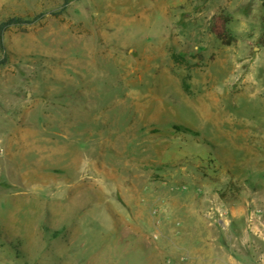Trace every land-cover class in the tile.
I'll return each mask as SVG.
<instances>
[{"label":"rangeland","instance_id":"rangeland-1","mask_svg":"<svg viewBox=\"0 0 264 264\" xmlns=\"http://www.w3.org/2000/svg\"><path fill=\"white\" fill-rule=\"evenodd\" d=\"M65 1L0 0V264H264V0Z\"/></svg>","mask_w":264,"mask_h":264},{"label":"trees","instance_id":"trees-1","mask_svg":"<svg viewBox=\"0 0 264 264\" xmlns=\"http://www.w3.org/2000/svg\"><path fill=\"white\" fill-rule=\"evenodd\" d=\"M68 0L65 1L63 7H62V10L58 13H61L65 7L67 6L68 4ZM57 14V13H55ZM42 14H39V15H36L34 16L33 18L31 19H26V18H23V17H20V16H12V17H9L5 20H3L1 23H0V48H2V50H5V47H4V42H3V35H4V32L11 26L13 25H17V24H24V23H31L33 21H35L38 17H40ZM6 62L5 58H3L2 60H0V65H3L4 63ZM179 130H182V131H185L187 133H193V134H197L196 132H194V130L190 129V128H178Z\"/></svg>","mask_w":264,"mask_h":264},{"label":"crops","instance_id":"crops-1","mask_svg":"<svg viewBox=\"0 0 264 264\" xmlns=\"http://www.w3.org/2000/svg\"><path fill=\"white\" fill-rule=\"evenodd\" d=\"M132 245V251H134V244H135V240L133 239V240H131L130 242H128V245ZM3 248V246H1L0 245V249H2ZM1 251V250H0ZM1 253L3 254V256H0V259H1V261L3 262V263H8L9 262V259L10 258H8L6 255H5V253L3 252V251H1ZM2 254H0V255H2ZM7 254V253H6ZM95 256V259L97 260H102V257H103V254L102 253H100V252H96L95 254H94ZM106 258L107 259H109V260H117V259H119L118 257H117V254L116 253H114L113 251L109 254V255H107L106 256ZM12 262V261H11Z\"/></svg>","mask_w":264,"mask_h":264},{"label":"built area","instance_id":"built-area-1","mask_svg":"<svg viewBox=\"0 0 264 264\" xmlns=\"http://www.w3.org/2000/svg\"><path fill=\"white\" fill-rule=\"evenodd\" d=\"M155 237L158 238V235H156Z\"/></svg>","mask_w":264,"mask_h":264}]
</instances>
